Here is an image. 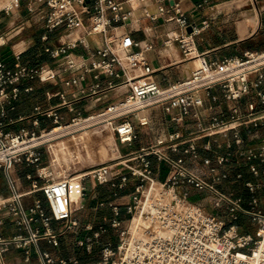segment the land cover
<instances>
[{
	"label": "built area",
	"instance_id": "1",
	"mask_svg": "<svg viewBox=\"0 0 264 264\" xmlns=\"http://www.w3.org/2000/svg\"><path fill=\"white\" fill-rule=\"evenodd\" d=\"M142 1H29L28 12L41 14L39 20L44 21L48 32L63 26L66 38L52 48L44 49L52 56L58 69L21 63V51L14 53L16 62L12 66L0 60V173L4 174L10 190L8 197L0 198V212L9 217L19 230L11 237H0V264H12L3 258L9 247L22 250L24 264H29L33 255L38 264H264V201L256 193L257 189L264 190V180L245 181L250 193L246 205L240 196L217 186L220 181L242 178L240 172L234 175L227 171L217 172L235 156L247 163L254 177L264 176V136L258 147L241 148L244 142L242 127L264 125V110L257 109V104L264 105V92L260 89L264 51H247L242 57L221 61L208 60L203 53L195 52L193 35L199 33L200 28L190 22L179 1H172L166 7L162 4L164 0H156L157 8L148 13L149 18L156 20L166 14L165 22L175 21L184 29L191 27L190 32L175 37V40L184 55L189 56L188 59H200V66L188 77L162 85L153 77L156 69L144 55L154 49V44L112 32L130 19ZM19 3L20 0H12L10 5L0 7V23L4 20L2 14L11 17ZM36 3L45 5V9L38 10ZM205 25L203 21L202 26ZM23 28L12 34L2 32L0 48L20 34ZM95 34L104 36L103 46L93 54L74 53L79 44ZM169 41L168 38L164 45L169 46ZM90 56L94 59L88 63ZM71 72L75 74L68 76ZM89 72H93L95 78L100 75L121 78L113 86L117 89L116 96L105 106L86 116L78 114L67 124L60 123L61 115L42 111L43 115L52 116L54 125L39 132L4 129L7 106L13 109L12 102L21 91L32 90L30 86H20L23 79L38 78L69 87L83 80ZM122 87L124 89L119 90ZM213 87L220 88L224 101H237L250 94L255 100L247 103L245 112L234 107L228 119L213 116L210 123L204 125L199 109L205 106L206 98L211 102L218 100V96L210 92ZM46 95L57 96L59 106L69 105L65 91L52 90ZM158 109H162L169 121L175 124L193 117L194 129L188 134L174 129L157 136L148 145L122 155L120 149L138 138L137 128L148 127L150 112ZM83 123L107 128L117 142L115 150L119 155L89 167H77L73 163L68 166L67 174L56 176L46 137ZM215 135L227 138L225 150L202 157L196 142ZM233 145L239 147L235 153ZM202 149L212 150L210 140L202 144ZM44 157L49 160L46 165H43ZM187 159L200 164L191 167ZM153 161L167 166L164 179L155 176ZM17 163L34 166L36 170V178L26 176L31 181V190L25 193L20 191L12 172ZM77 175L80 199L78 207L74 208L70 199V181ZM90 185L107 186L113 197L98 201L97 208H107L113 216H104L96 229L89 223L80 226L75 215L84 207ZM36 191L42 194L43 199L34 198L26 204L24 196ZM195 193L202 194L204 204L193 198ZM121 208L125 213L123 218L120 217ZM241 215L248 218L251 230H240L237 221ZM2 221L3 218L0 224ZM52 221L58 224L56 228ZM81 230L91 234L79 235L75 245L90 253L93 245L97 244L99 250L95 261L84 262L74 255L54 256L39 246L43 240L57 247L61 236L69 232L77 234ZM109 230L112 234L102 240Z\"/></svg>",
	"mask_w": 264,
	"mask_h": 264
},
{
	"label": "crops",
	"instance_id": "2",
	"mask_svg": "<svg viewBox=\"0 0 264 264\" xmlns=\"http://www.w3.org/2000/svg\"><path fill=\"white\" fill-rule=\"evenodd\" d=\"M22 1V0H20ZM22 10L19 8L14 9L13 14L9 18H5L0 23V29L4 28V25L12 24L15 20H29L34 23L33 33L28 38H24L21 42V55L20 62L32 66H48L50 68H57V65L53 63L52 56L45 52L46 47H53L59 44L60 40L66 38L63 26L57 27L54 31L48 32L45 29L44 21L39 20L41 14L31 15L27 10V5ZM92 1V0H87ZM172 1H179L182 11L187 15L188 19L197 28H200V32L193 35L195 52L203 53L208 60L221 61L229 57H242L247 51H264V0H164L162 4L166 7L170 6ZM3 6V5H2ZM0 6V7H2ZM38 10H44L45 5L41 3L35 4ZM157 8L156 0H143L137 8H135L130 19L119 25L112 32L116 34H128L133 40H140L145 42H152L154 49L144 53L148 63L156 69L153 77L162 85L171 84L179 79L184 78L183 68L185 65H189L191 72L200 66L198 58L188 59L189 56H185L182 49H180L175 37L185 35L188 30L180 27L175 21L165 22L163 18L167 15L158 17L156 20H151L148 13L154 12ZM205 21L206 25L202 26V22ZM46 37L45 39L43 37ZM72 38V36H71ZM170 39L169 46L164 45V41ZM53 39V40H52ZM18 43V44H19ZM104 44V36L102 34H95L86 38L83 44H79L74 53H88L93 54L99 47ZM0 48V60H4L8 65L12 66L16 59L14 53L18 52L15 46ZM137 48H133L135 50ZM94 57L88 58L87 62L92 61ZM190 72V73H191ZM75 72H71L68 76L74 75ZM263 79L260 85V89L264 92V69L262 70ZM254 78V75H252ZM121 81V78H109L105 75H100L98 78L94 77L93 72H89L85 75V78L79 81L76 85L69 87L63 83L54 85L52 81H40L38 78H26L20 82L22 88L30 86L31 91H21L18 98L12 102L13 109L7 106L6 116L4 120V129L12 132H17L20 129L28 131L39 132L51 128L53 123L52 116H46L42 114V111H51V114H59L60 123L67 124L78 114L86 116L92 114L105 106L108 100L114 98L117 94V89L113 87ZM111 82V83H110ZM110 84L112 87H110ZM98 85V87H96ZM53 91H65L66 99L69 105L59 106V98L48 97L47 92ZM211 94L218 96L216 102H211L210 99H205V106L199 109V116L204 125H208L211 121V117L216 116L219 119H228L232 113V108L238 107L242 112L247 111V103L255 100L250 95H245L237 101H224L221 96V90L219 87H213L210 90ZM211 104V108L208 105ZM258 110H264V105L257 104ZM153 118L163 119L168 122L167 114L162 110H154L150 112V124L145 127L146 133L151 130L154 135L148 137V142L151 143L157 136L164 135L174 129H179L183 134H188L193 130L195 122L193 117L186 119V122L171 124L167 128L161 127L157 132L152 130ZM163 125V123H162ZM149 129V130H148ZM138 133V132H137ZM145 133V134H146ZM242 136L244 139L241 148H256L261 143V138L264 136V125L257 128H252L251 125H245L242 127ZM135 140V146L133 150L138 149L145 143L140 139ZM231 137V133L229 134ZM210 140L212 144L211 151H204L202 144ZM227 138L222 136H212L209 138L200 139L196 142L200 155L212 156L214 153H222L225 150V141ZM239 147L233 145L232 151L235 153ZM187 163L191 167L198 166L199 161L187 159ZM18 164H23L27 167L25 172V178L30 175L32 179L36 178V170L34 166L26 165L25 163H17L14 165L12 172L17 179L20 191L28 192L31 190V181L29 179V186H25L21 181L19 175L15 174ZM261 168V163H257ZM154 173L158 179H164L167 173V166L165 164L158 165L153 161ZM227 171L231 175L235 173H242V178L234 180H224L217 183V186L226 191L240 196L246 205L249 193L245 187V181L259 182L264 180V176L254 177L247 165V163L235 156L233 161L225 166L219 167L217 172ZM78 176V175H77ZM75 177V176H74ZM73 177V178H74ZM73 196L71 195L72 206L77 208L80 199V184L78 186L73 185ZM211 178V177H209ZM41 183V181H38ZM78 185V184H77ZM75 187V188H74ZM191 189V188H190ZM256 193L261 198L264 197V190L257 189ZM10 190L7 184V180L3 173H0V198L8 197ZM76 195V197H74ZM244 195V197H242ZM34 198L43 199L40 192H34L32 194H26L24 201L26 204H30ZM113 198L111 197V190L107 186L103 185H90L87 197L84 202V207L81 212L76 216L79 220L80 226H84L89 223L96 227L99 223L103 222V217L113 216L111 211L107 208L98 209L97 203L101 199ZM193 198L204 202L201 193H195ZM78 212V211H77ZM220 213V210L217 211ZM76 214V213H75ZM221 214V213H220ZM125 213L123 208L120 211V217L123 218ZM3 218L2 224H0V237L8 238L19 232L16 225L11 219L0 212V219ZM57 223L52 221V226L57 227ZM251 230V226H249ZM91 234L90 231H80L79 233L64 234L59 238V245L53 247L47 244L45 241H40L39 246L42 249L50 251L54 256H70L74 255L81 258L84 262L95 261L98 257L99 247L97 244L93 245V249L90 253H87L84 248L77 247L75 240L79 235ZM111 230L108 231L101 239L106 240L107 236L111 235ZM22 250L14 247H9L3 258L12 264H24L22 261ZM29 264H38L35 255L32 256Z\"/></svg>",
	"mask_w": 264,
	"mask_h": 264
},
{
	"label": "rangeland",
	"instance_id": "3",
	"mask_svg": "<svg viewBox=\"0 0 264 264\" xmlns=\"http://www.w3.org/2000/svg\"><path fill=\"white\" fill-rule=\"evenodd\" d=\"M1 1H6V0H0V3H1ZM27 2H28V0L20 1L18 8L23 10L26 7ZM3 5H6V3ZM2 15L4 16V19L9 18L8 16H6L4 14H2ZM33 26H34V23L32 21H29V20L21 21L18 19L15 20L12 24L9 23V25H7V24L4 25V28L0 29V34L2 32L3 33L11 32V34H12V33H15L16 31H18L21 27H24L21 30L20 34H18L15 38L11 39L7 43V45H5L4 47H7V46L11 47V46L17 44L15 46V49H16V51H19L22 47L21 43H19V42H21L24 38H28L30 35H32L33 30H34ZM162 123H163V125H162ZM170 124L171 123L169 121L166 122L164 119L162 121H160L159 118L158 119L153 118L152 130L157 132V130H160L161 127L167 128V126ZM95 127L96 126H93V127H91V126L86 127L85 126V127H79L76 129H72V131H73L72 133H69V132H71V130L67 131V132H63L65 135H63L59 138H66V137H69V135H71V134L78 135L87 129H93ZM137 132H138V136L140 135V139H142V141H144V143H145L144 145H148L149 144L148 137L154 135L151 130H149V132L147 131V133H146L145 128H137ZM137 139H139V137ZM91 142L92 143L89 144L88 147H86V146L84 147V145L82 143L78 142L77 150H74L72 152V155H67L66 159H64V158L58 159V157L55 155V153L53 151V147L49 148L50 154H51L50 155L51 159L54 160V162H53L54 163V165H53L54 174L56 176L62 175V174H67L68 170H69L68 166L72 165L73 163H76L77 167H89L91 165H97V164H100L103 162H108L111 159H113L119 155L118 152L115 150L117 142L114 141V139L112 137V133L105 127L100 128L95 134H93L91 136ZM93 142H95V143H93ZM134 146H135V143H131L130 145H126L122 149H120V153L123 155L125 152L132 150L134 148ZM86 150H88V151H86ZM87 152H88V154H87ZM78 154H79V156H78ZM48 162H49L48 158L44 157L43 165L48 164ZM26 170H27V167L25 165L18 164L15 174L20 176L21 181L23 182V184L25 186H29V184H30L29 180H27L25 178V175H24ZM13 175H14V173H13ZM73 182H74L73 185H76L77 189H78L79 176H75L73 178ZM262 199L264 201V197H262ZM202 203L204 204V202H202ZM210 210H212V209H210ZM80 212H81V210L76 212L75 215L78 216L80 214ZM220 213H222L221 210H220ZM251 229H252V227H251ZM68 235L70 236V232L68 233Z\"/></svg>",
	"mask_w": 264,
	"mask_h": 264
},
{
	"label": "bare ground",
	"instance_id": "4",
	"mask_svg": "<svg viewBox=\"0 0 264 264\" xmlns=\"http://www.w3.org/2000/svg\"><path fill=\"white\" fill-rule=\"evenodd\" d=\"M5 3H6V5H9L11 3V0L1 1L0 6H2ZM3 6H5V5H3ZM199 62H200V59H199ZM190 72H191L190 66L185 65L183 68L184 78L188 77L190 75ZM122 89H124V87L120 88L119 90H122ZM85 126L86 127L87 126H91V127L96 126V127L93 128L94 130L93 129H87L78 135L71 134V135H69V137H66V138H59V137L65 135L64 133H58L56 135H48L45 139V142H47V145L49 146V148L53 147V151H54L55 155L58 157V159L59 158L66 159L67 155H72V152L74 150H77L78 142L82 143L84 145V147L85 146L88 147V145L92 143L91 142V136L93 134H95L100 128H102L101 125H96L94 123H91V124H84L83 123V124H79V126L78 125L69 126L66 129V132L71 130V132H69V133H72L73 132L72 129H76L79 127H85ZM93 143H95V142H93ZM86 151H88V150H86ZM87 154H88V152H87ZM78 156H79V154H78ZM52 161L54 162L53 159H52ZM73 194H74V192H73L72 179H71V181H70V199H71V195L73 196ZM74 197H76V195Z\"/></svg>",
	"mask_w": 264,
	"mask_h": 264
},
{
	"label": "trees",
	"instance_id": "5",
	"mask_svg": "<svg viewBox=\"0 0 264 264\" xmlns=\"http://www.w3.org/2000/svg\"><path fill=\"white\" fill-rule=\"evenodd\" d=\"M229 180H234V178H230ZM242 197H244V195ZM248 198H249V194L247 195V199ZM237 222L239 224V227H240L241 231H243V232L249 231V226L250 225H249L248 218L245 215H241Z\"/></svg>",
	"mask_w": 264,
	"mask_h": 264
},
{
	"label": "water",
	"instance_id": "6",
	"mask_svg": "<svg viewBox=\"0 0 264 264\" xmlns=\"http://www.w3.org/2000/svg\"><path fill=\"white\" fill-rule=\"evenodd\" d=\"M187 30H188V32H190L191 31V27H188Z\"/></svg>",
	"mask_w": 264,
	"mask_h": 264
}]
</instances>
